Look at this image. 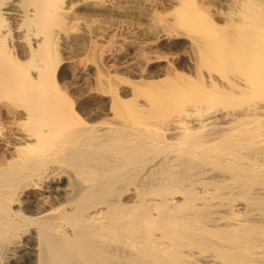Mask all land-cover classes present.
<instances>
[{
  "label": "bare ground",
  "instance_id": "bare-ground-1",
  "mask_svg": "<svg viewBox=\"0 0 264 264\" xmlns=\"http://www.w3.org/2000/svg\"><path fill=\"white\" fill-rule=\"evenodd\" d=\"M27 232L36 264H264V0H0V264Z\"/></svg>",
  "mask_w": 264,
  "mask_h": 264
},
{
  "label": "rangeland",
  "instance_id": "rangeland-1",
  "mask_svg": "<svg viewBox=\"0 0 264 264\" xmlns=\"http://www.w3.org/2000/svg\"><path fill=\"white\" fill-rule=\"evenodd\" d=\"M127 23L128 22L124 21V30H126V31H124V33H125L124 34V40H125V37L130 36L131 33L133 32V29L130 26L131 24H127ZM125 24H126V27H125ZM127 33H129V34H127ZM24 204L26 207V210H25L26 214L30 215L31 213H33L32 210H35L36 202H34L33 199L26 197L24 199ZM27 233H24L22 236L17 238L18 240H16L14 243L7 246L8 247V249H7L8 253L6 254L7 256L6 255L4 256L5 260L3 259L1 264H25L26 262H29L28 264H36L35 260H33V253H34L33 249H31L33 247V244L30 241H28L29 232H27ZM26 249H27V251H26ZM30 259L32 261H30Z\"/></svg>",
  "mask_w": 264,
  "mask_h": 264
}]
</instances>
